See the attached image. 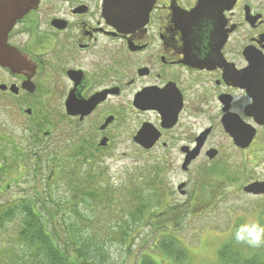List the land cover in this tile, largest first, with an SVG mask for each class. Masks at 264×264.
Segmentation results:
<instances>
[{"label":"flooded vegetation","instance_id":"af4514ba","mask_svg":"<svg viewBox=\"0 0 264 264\" xmlns=\"http://www.w3.org/2000/svg\"><path fill=\"white\" fill-rule=\"evenodd\" d=\"M7 23L21 64L0 65V154L22 128L80 138L75 154L175 155L182 218L210 210L222 156L264 153V0H0Z\"/></svg>","mask_w":264,"mask_h":264},{"label":"trees","instance_id":"16d2710c","mask_svg":"<svg viewBox=\"0 0 264 264\" xmlns=\"http://www.w3.org/2000/svg\"><path fill=\"white\" fill-rule=\"evenodd\" d=\"M20 155L22 163H32L29 154L21 150L15 155V161L19 160ZM92 156L80 151L74 156L60 157L53 149L51 152L46 150L37 153L34 172L39 169L43 157L59 163L67 159L68 165L61 169L57 167L59 170L49 175L48 180H51L46 182L45 188H41V192H37L33 186L29 189L33 192L31 195L25 192L16 199L7 197L3 200L8 186H0V227L17 221V225L13 226L16 247L7 256L10 260L5 262L108 264L110 255L105 243L113 240L110 239L112 235L118 234V243L128 253H132L130 247L138 240V249L142 250L136 264L191 263L192 256L188 248L167 228V225H174L181 218L178 217L176 206L168 208L164 198L167 188L162 170L156 167L144 176L136 175L137 179L132 176L115 188L101 181L103 173L95 170L88 162ZM81 159L90 165L85 173H80ZM8 169L12 170V166ZM52 181L64 182L66 191L63 196L51 193ZM100 219L109 225L113 224L115 232L106 237L97 233L94 227H97L96 222ZM257 220L264 226V205L259 208ZM241 225L243 223L237 221L230 228L229 235L216 252V264H264V247L250 249L245 245L237 248L233 233ZM144 228L148 232L142 237ZM146 244L149 249L145 252Z\"/></svg>","mask_w":264,"mask_h":264},{"label":"rangeland","instance_id":"374dc122","mask_svg":"<svg viewBox=\"0 0 264 264\" xmlns=\"http://www.w3.org/2000/svg\"><path fill=\"white\" fill-rule=\"evenodd\" d=\"M25 122V120H22V124ZM84 128L85 132L89 131L88 126ZM48 130L51 133L54 132L50 128ZM28 132L29 130L24 131L21 128V142L25 143L26 146H21L20 148L21 152L29 154V159L33 160L32 163L27 161L22 163L21 155L19 160L15 161V155L0 154V186H8L3 200L7 199V197L16 199L17 196H21L25 192L31 195L33 192H30L29 189L33 186L37 192H41V188L46 187V182L51 180H48L49 175L68 165L67 159L59 163L58 161L47 160L46 157H43V161L40 160L39 169L34 172L33 166L37 153H44L46 150L51 152V149L60 147V150L55 154L60 157H69L74 152L70 151L69 149L71 148H68V146H79L77 143L80 138L77 137H75V140L69 142V140H60L57 136L45 137L41 134V131L39 134L38 130ZM29 138L31 139L30 144L28 143ZM261 143H264V141ZM167 156H170L171 161L174 162L172 166L168 164V166H165V163L162 161L164 159V155L162 154L135 153L132 149L127 148L124 140L115 139L114 145L111 148L92 156L93 158L89 159L88 162L91 163L90 165L95 170L103 173L101 177L102 182L110 183L115 188L132 176H134V179H137L136 175L144 176L149 172H153L154 168L161 167L163 182L167 188L164 198L169 208L178 206L183 201L175 192V188L179 182L189 178L183 176L180 171L174 168L177 162L176 156ZM68 159L72 161L71 158ZM80 161V173H85L86 168L90 165L86 164L82 159ZM220 161L221 166H219V175L216 176V182L218 181V184H221V186L217 188L219 191L218 197L209 205L210 210L200 215L191 214L190 216H184L174 225L166 224L170 232L190 251L192 259L189 264H216V252L224 242L225 237L229 235L230 228L237 221L243 224L251 221L258 222L259 208L261 205H264V197L246 195L242 192V186L248 182L264 181V153L258 154L254 158L252 151L245 153L231 152L222 156V160ZM10 166H12V170L8 169ZM5 169L9 171L3 173ZM223 182L225 183L223 184ZM63 184V181H52L50 183L51 193L63 196L66 191ZM60 198L63 199V197ZM53 200H55V197ZM81 210L85 213V210L83 211L82 208ZM96 223L97 227H94V230L101 236L106 237L111 235V232H115V226L113 224L109 225L107 221L100 219ZM14 225H17V221L8 222L0 227V264L12 263L5 261L10 260V257L7 256L16 247L14 244L16 234L13 230ZM147 230V228L142 229V237L148 232ZM110 239L113 240H108L105 243L110 255L108 264H136L139 261L142 249H138V240L130 247V251H132V253L129 251L130 255L124 246L118 243V234L112 235ZM239 246L245 245L238 244L237 248H240ZM148 249L149 247L146 244L143 251L146 252ZM5 252L8 253L5 254Z\"/></svg>","mask_w":264,"mask_h":264},{"label":"water","instance_id":"95a60500","mask_svg":"<svg viewBox=\"0 0 264 264\" xmlns=\"http://www.w3.org/2000/svg\"><path fill=\"white\" fill-rule=\"evenodd\" d=\"M10 28V25L7 24H0V65L4 67H8L11 70H14L20 65L21 63L18 61L16 54L14 53L13 49L8 47L6 45V32ZM253 136V132L249 134L248 137L245 139V143L243 145L238 144L237 140H235L236 144L239 147H246ZM136 140L140 141L139 143L141 145H144V141L141 137H137ZM100 145H103L101 143ZM149 147V146H147ZM182 185L178 186V189H181ZM242 191L247 194V195H252V196H264V182H254L251 184H248L243 187Z\"/></svg>","mask_w":264,"mask_h":264},{"label":"clouds","instance_id":"9594fccd","mask_svg":"<svg viewBox=\"0 0 264 264\" xmlns=\"http://www.w3.org/2000/svg\"><path fill=\"white\" fill-rule=\"evenodd\" d=\"M235 242L250 248L264 247V226L257 221L247 222L237 227L233 233Z\"/></svg>","mask_w":264,"mask_h":264}]
</instances>
